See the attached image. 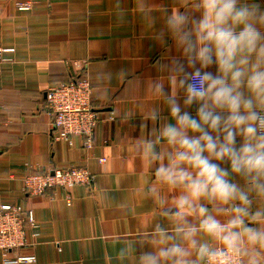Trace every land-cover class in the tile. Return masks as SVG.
Wrapping results in <instances>:
<instances>
[{
	"label": "crops",
	"instance_id": "crops-1",
	"mask_svg": "<svg viewBox=\"0 0 264 264\" xmlns=\"http://www.w3.org/2000/svg\"><path fill=\"white\" fill-rule=\"evenodd\" d=\"M147 2L154 28L135 0H38L27 12L18 11L16 0H0V45L14 49L0 61V195L31 211L36 223L27 231L29 245L0 250V264L23 255L35 256L32 264H133L132 258L121 260L119 250L142 245L140 232L162 219L142 194L153 173L147 161L133 157L131 145L144 134V112L157 104L146 81L157 75L164 49L151 34L175 0ZM80 78L90 82L102 119L91 149L80 136L59 139L46 110L48 88ZM190 111L195 115V106ZM129 113L134 115L126 119ZM71 167L87 169L94 186L72 188L70 201L64 189L26 192L28 175Z\"/></svg>",
	"mask_w": 264,
	"mask_h": 264
},
{
	"label": "clouds",
	"instance_id": "clouds-1",
	"mask_svg": "<svg viewBox=\"0 0 264 264\" xmlns=\"http://www.w3.org/2000/svg\"><path fill=\"white\" fill-rule=\"evenodd\" d=\"M135 7L154 28L147 0ZM161 21L151 36L164 54L146 81L157 104L131 153L150 166L142 194L162 219L140 232L138 255L131 244L118 255L133 264H264V0H175Z\"/></svg>",
	"mask_w": 264,
	"mask_h": 264
},
{
	"label": "built area",
	"instance_id": "built-area-1",
	"mask_svg": "<svg viewBox=\"0 0 264 264\" xmlns=\"http://www.w3.org/2000/svg\"><path fill=\"white\" fill-rule=\"evenodd\" d=\"M38 0H16V8L20 12L30 11ZM13 48L0 45V61L7 60L6 54L13 53ZM78 70L84 67L74 63ZM93 89L87 79H74L67 83L48 88L46 110L51 118V126L59 132V139L70 141L72 136H80L86 149L94 146V133L102 119L95 111L92 98ZM110 120H114L110 116ZM0 116V125H1ZM101 159L100 163H105ZM95 183L87 169L71 167L68 169H53L43 174L28 175L24 179L25 190L31 195H43L47 190L64 189L68 192L66 198L70 201V190L76 186L91 189ZM36 228L31 211L21 210L12 204L3 202L0 195V250L8 253L14 249L27 247L28 228ZM38 234H34L37 237ZM36 262L33 255L18 256L9 263L32 264Z\"/></svg>",
	"mask_w": 264,
	"mask_h": 264
}]
</instances>
